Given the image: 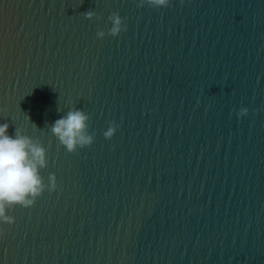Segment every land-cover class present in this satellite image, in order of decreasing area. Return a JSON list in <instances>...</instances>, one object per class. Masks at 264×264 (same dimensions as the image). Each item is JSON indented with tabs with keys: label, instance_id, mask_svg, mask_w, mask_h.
<instances>
[{
	"label": "water",
	"instance_id": "95a60500",
	"mask_svg": "<svg viewBox=\"0 0 264 264\" xmlns=\"http://www.w3.org/2000/svg\"><path fill=\"white\" fill-rule=\"evenodd\" d=\"M73 107L95 141L69 153ZM2 123L58 187L7 212L0 264H264V0H0Z\"/></svg>",
	"mask_w": 264,
	"mask_h": 264
},
{
	"label": "clouds",
	"instance_id": "9594fccd",
	"mask_svg": "<svg viewBox=\"0 0 264 264\" xmlns=\"http://www.w3.org/2000/svg\"><path fill=\"white\" fill-rule=\"evenodd\" d=\"M145 4L160 9L169 6L170 0H139V6ZM84 15L92 19L96 14L89 10ZM108 20L112 26L107 32L97 31L98 38L106 35L116 37L127 30L124 18L119 12H112ZM248 112L247 107H242L237 115L244 117ZM89 120V114L83 109L73 107L51 125V132L69 153H73L78 149L91 147L95 141V133H89ZM118 127L115 121H110L109 127L103 133L104 137L110 140ZM8 128V123L0 124V222L13 224L15 217L7 214L9 210L17 205L24 208L34 206L45 190L55 191L58 185L55 173L49 174L48 183H45L41 175V169L48 165V150L43 143L23 134V130L18 127L10 135ZM0 236H3L2 228Z\"/></svg>",
	"mask_w": 264,
	"mask_h": 264
}]
</instances>
